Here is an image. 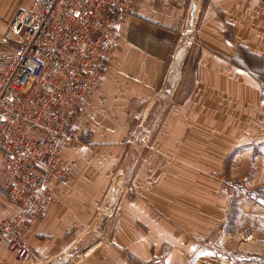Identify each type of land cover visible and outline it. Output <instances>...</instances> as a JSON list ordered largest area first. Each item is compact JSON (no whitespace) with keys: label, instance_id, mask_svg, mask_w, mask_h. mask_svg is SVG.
I'll return each instance as SVG.
<instances>
[{"label":"crops","instance_id":"1","mask_svg":"<svg viewBox=\"0 0 264 264\" xmlns=\"http://www.w3.org/2000/svg\"><path fill=\"white\" fill-rule=\"evenodd\" d=\"M20 5L0 0V39ZM73 127L75 174L4 264H264V0H136ZM251 169L230 201L219 177ZM19 211L0 195V220Z\"/></svg>","mask_w":264,"mask_h":264},{"label":"built area","instance_id":"2","mask_svg":"<svg viewBox=\"0 0 264 264\" xmlns=\"http://www.w3.org/2000/svg\"><path fill=\"white\" fill-rule=\"evenodd\" d=\"M135 1L22 0L0 39V195L20 208L0 220V245L19 262L33 256L23 234L58 203L51 182L75 174L76 164L62 168L65 143L78 138L73 121L101 86ZM253 175L223 181L227 198L245 192ZM242 239H252L250 228ZM251 259L264 261L262 255ZM130 264L169 263L154 257L132 258Z\"/></svg>","mask_w":264,"mask_h":264},{"label":"rangeland","instance_id":"3","mask_svg":"<svg viewBox=\"0 0 264 264\" xmlns=\"http://www.w3.org/2000/svg\"><path fill=\"white\" fill-rule=\"evenodd\" d=\"M9 32H8V30H7V32H6V34H8ZM185 36H187V35H185ZM186 40V39H185ZM141 146H143V144H135V150H138ZM249 173H254V175H253V177L251 178V180H250V183L248 184V188H247V190L249 189V186H250V184L252 183V181H253V179H254V177H255V175H256V173H257V170L256 169H251V170H249L248 171V173L245 175V176H243V177H241V178H239V179H237V180H232V179H228L227 177H225L224 175H222V176H220L219 177V180H220V183H221V188L225 191V189L223 188V181H225V182H236V183H239V182H241V181H243V180H245L247 177H248V175H249ZM246 190V191H247ZM245 191V192H246ZM226 192V191H225ZM242 193H244V192H242ZM226 195H227V192H226ZM235 200V199H234ZM233 200V201H234ZM246 228H250V227H244L243 229H242V231H241V240L242 241H244L243 239H242V233H243V231L246 229ZM251 229V228H250Z\"/></svg>","mask_w":264,"mask_h":264},{"label":"bare ground","instance_id":"4","mask_svg":"<svg viewBox=\"0 0 264 264\" xmlns=\"http://www.w3.org/2000/svg\"><path fill=\"white\" fill-rule=\"evenodd\" d=\"M181 53V52H180ZM178 57V56H177ZM121 181V180H120Z\"/></svg>","mask_w":264,"mask_h":264}]
</instances>
